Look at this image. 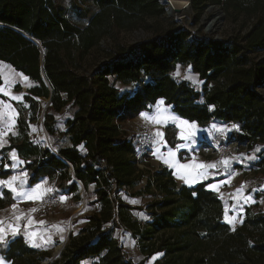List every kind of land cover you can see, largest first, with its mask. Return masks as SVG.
<instances>
[{"label":"trees","instance_id":"1","mask_svg":"<svg viewBox=\"0 0 264 264\" xmlns=\"http://www.w3.org/2000/svg\"><path fill=\"white\" fill-rule=\"evenodd\" d=\"M191 5L197 21L209 6L222 8L227 38L166 23L160 0H92L85 24L74 22L61 0H0V61L32 83L22 101H13L17 135L0 155L15 150L30 186L51 183L50 199L69 196L76 208L85 199L92 208L72 219L80 227L48 264H145L154 256L156 264H264V212L247 209L232 229L209 181L188 186L169 167L151 166L150 151L138 156L145 136L127 128L163 100L201 127L233 124L224 143L247 145L264 174V0ZM132 31L148 36L123 41ZM177 65L198 74L201 85L175 78ZM38 116L47 140L29 134ZM177 133L174 124L166 128L172 148ZM124 193L152 200L132 205ZM15 203L9 188L0 190V210ZM127 231L140 237L138 260L124 247ZM51 255L23 233L0 240L8 264H44Z\"/></svg>","mask_w":264,"mask_h":264},{"label":"rangeland","instance_id":"2","mask_svg":"<svg viewBox=\"0 0 264 264\" xmlns=\"http://www.w3.org/2000/svg\"><path fill=\"white\" fill-rule=\"evenodd\" d=\"M61 3L67 8V14L74 22L78 24H85L87 22L84 8L86 9L91 8L92 0H61ZM211 17L215 18L213 13H208L205 10L202 13L200 19L197 21L196 13L193 7H192V13L188 15V18L179 17L177 15L169 16L167 15V13L164 14L166 23H169L172 20H176L178 23L185 24L190 29L196 32L200 31L201 33H207L205 31L204 19L206 18L208 19ZM215 25H216V32L212 33V35L214 37L219 36L222 39L227 38V36L231 32V29L227 24L226 19L225 18H223V20L218 19ZM146 36H148V33L142 31H132L121 34L123 41L131 42V43L137 42L145 38ZM106 45H107V41H103L102 46H106ZM0 71L6 80L5 91H8L12 95H15L19 98L21 97V93L23 91L26 93L27 89L32 84L29 78H27L24 74L18 72L17 70L12 68L9 64H5L1 61H0ZM177 72H179V75H176ZM173 75L177 79L189 80L196 87H199L201 85L198 74L192 72L186 66L177 65ZM262 91L264 92V89ZM6 98H7L6 103L9 105V103L11 102L10 96ZM24 105L28 107V104L26 102H24ZM175 121H172V123H175L174 124L175 126L178 125L177 127L181 128L180 125L181 119L177 118L175 119ZM9 122L11 121H8V123ZM216 123H218L219 125L210 123L208 128L204 130V131H208L206 132L208 135L207 136L205 135L204 138L206 139L208 137V139H210V136H212L215 140L219 141L220 143H224L228 139L233 128L231 127V125L224 126V123H219V122ZM147 126H151V125L137 127V130L145 129ZM0 127H4L8 129L9 125L0 126ZM29 134L36 135L35 136L36 139L39 138L45 140V134H44L43 126L41 124L40 116H38L35 121L30 123ZM178 134L179 133H177V138H178ZM156 138L157 136L155 134L154 140H156ZM178 140H179L178 147H181V144L185 142V140L182 138L181 139L178 138ZM205 141L201 145L198 144L196 141L195 145H197V147L198 146L200 147L201 152L206 153L205 155L207 158H211V157L220 158L221 156L231 155L232 153H235L237 156L241 155L245 158L246 155H242V154L251 151V149L247 145L237 144V146H235L231 152H227L226 154L219 156L208 150L209 145ZM190 142L192 141L190 140L188 143ZM230 142H233V140H231ZM2 147L3 146L0 145V148ZM9 159H10V166H13L11 169H8L4 163L0 162V179L2 178L0 181L11 180V177L13 176L9 177L10 174L7 177H4L2 175L5 171L10 170L11 172H14L16 174L15 177H17L15 181H11L12 187L17 186L19 189H22L18 193L27 192L30 191L31 189H35L37 185H42V187L37 190V194L41 195L42 198L39 200H33L30 199L29 197L18 195L19 200L15 205V208L13 207L12 209H9L6 207L4 210H0V222H2L0 223V228L3 229V231L0 232V236L5 238L7 235L10 234L13 235L22 232L25 235V237L29 238L27 239V241L28 242L30 241L29 243L31 245L40 247L42 249H47L52 254L55 251V249L60 245V243H62L68 238L72 229L76 231L77 227H80L79 225L73 224L72 219L75 216L86 217L87 214L90 213L92 208L85 206L83 207V205H80L79 207L76 208V204L70 200L69 196L66 195H60L56 203L51 207L46 205L45 201L50 199V195H51L50 193L53 189L51 183L45 181L37 184L36 186L34 185L29 186L28 182H25L23 180L24 176H22L21 174L22 167L19 168L17 165H12L14 163H12L13 160L11 155ZM250 179L251 182H249L247 186L250 190L252 189L253 191H255L254 195L256 197H259V199L256 198L257 201L256 204H258L257 206L258 208L254 212H259V211L264 212V175L262 174L257 176L256 174H254V176H252ZM1 187L9 188L7 186H0V190ZM143 196L146 198H151L150 196H145V195ZM256 204L252 202L251 205L249 206V209L253 208ZM31 209H36V211L33 212L31 211ZM40 221H43L44 223H39ZM86 221L87 220H82L80 225L86 223ZM92 263L93 261L91 259L82 262V264H92ZM0 264H8V263L0 258ZM146 264H156V260L152 258V261Z\"/></svg>","mask_w":264,"mask_h":264},{"label":"crops","instance_id":"3","mask_svg":"<svg viewBox=\"0 0 264 264\" xmlns=\"http://www.w3.org/2000/svg\"><path fill=\"white\" fill-rule=\"evenodd\" d=\"M5 63V62H3ZM7 64V63H5ZM12 67V66H11ZM13 68V67H12ZM2 76L3 84L0 87L6 88V80L3 74L0 71ZM199 77V76H198ZM200 83H202L200 81ZM4 95L3 93H0ZM25 92L21 93L20 99H11L10 98V107L5 108L6 100L0 98V126L9 125L8 129L4 127H0V130L3 129L5 133L2 137H0V145L5 147L10 143V137L17 135V128H16V119L18 116H15L16 113L19 114L17 108L14 106L13 101L20 102L23 100ZM8 97V95H4ZM163 100H159L152 108L150 112H145L142 114H147L148 118H145L140 114L137 118L127 123V127L136 132L137 127H143L145 125H155L157 128L156 133L159 131L163 133L162 137H158L155 140L153 148L150 151L151 158L149 163L153 167H159L160 165H165L173 170V174L178 182L186 184L188 186H194L198 183L209 181L207 187L212 191L216 192L223 201L224 204V220L231 226L232 229H236L245 219L247 209L253 202L254 204L257 203L256 197L252 189L250 190L247 186L249 182H251V177L254 174L262 175L263 173L259 171V169L255 166L256 161L258 158L256 157L255 153L251 150L246 152V157L239 155L237 156L235 153L231 155L221 156L220 158H207L206 153L201 152L200 147L195 145L196 141L198 144H202L205 140L207 144H219L220 142L215 140L212 136L210 139L208 137L205 139V135L208 134L204 131L208 128L201 127L195 121H188L176 115L173 112L172 106L166 105L163 101V104L159 102ZM14 110V111H13ZM12 117H15L14 124ZM171 117H177L181 119L180 127L178 128V138L184 139L185 142L181 144V147H178L177 144L174 148L170 147L165 139L166 135V128L171 125L175 124V119ZM156 120H162V123H157ZM8 121H11L8 123ZM175 121V123H172ZM187 121V124L183 122ZM217 122V121H216ZM216 122H211V124H217ZM221 123V122H219ZM178 124V123H177ZM231 125L234 128L233 124H225L224 126ZM214 139V140H213ZM192 141L188 143L189 141ZM196 140V141H195ZM195 141V143H194ZM181 142V141H180ZM194 144V145H193ZM2 147V148H3ZM0 148V149H2ZM15 152L16 158L14 159L12 153ZM171 153V155H170ZM14 164L17 165L19 168L22 167L23 162L19 158L17 152L15 150L7 151L6 158H3L0 155V162H4L8 169H11L13 166H10V155ZM215 165V167H198V165ZM184 165H189V167H185ZM26 171L22 169V176H24L23 180L28 182V177L25 175ZM254 173V174H253ZM14 172H11L10 176H15ZM264 175V174H263ZM2 179V178H1ZM0 179V180H1ZM45 181H40L35 183L36 186L39 183ZM210 185L212 187H210ZM30 186V185H29ZM33 186V185H31ZM16 189V192H13L17 204L19 198L17 193L20 192L22 189H19L17 186H13ZM4 187H1L3 189ZM37 193H31L30 195H34ZM159 197V196H158ZM157 197V198H158ZM123 199L126 200L128 203L132 205H143L144 207L152 198H146L143 195L140 196H128L127 194H123ZM144 201V202H143ZM258 204H256L253 208H250L253 212L258 208ZM7 208L12 209V206H8ZM5 209V208H4ZM2 209V210H4ZM141 217L144 218L143 213ZM22 233V232H19ZM18 234V233H17ZM12 235V234H10ZM14 235V234H13ZM8 236V235H7ZM6 236V237H7ZM25 236V235H24ZM26 240L29 239L25 237ZM4 239V238H3ZM30 242V241H29ZM134 256L135 260H138V248L131 253ZM154 260L158 258V256L152 257ZM150 258L146 263H150L152 261ZM84 262V261H83ZM145 263V264H146Z\"/></svg>","mask_w":264,"mask_h":264},{"label":"built area","instance_id":"4","mask_svg":"<svg viewBox=\"0 0 264 264\" xmlns=\"http://www.w3.org/2000/svg\"><path fill=\"white\" fill-rule=\"evenodd\" d=\"M156 130L157 128H155V126L151 125V126H147L145 129H140L137 130L136 132L142 134L145 136V141H144V145L142 147L141 152L139 153L138 156H140V154L142 152H146V151H151V149L153 148V145L155 143V134H156ZM0 131L3 132V129H1ZM237 142H229V143H219V144H213L210 143L208 144V150L211 151L214 154L217 155H224L227 152H231L235 146H237ZM58 200V197L55 198H51L47 201H45V204L48 206H52L56 203V201ZM117 210V209H116ZM151 220V219H149ZM145 222L143 221L142 224H144ZM118 231H116L115 236H117ZM127 236L125 242H124V247L127 251H129L130 253L134 252L140 245V237L139 236H133L131 231H127L126 234Z\"/></svg>","mask_w":264,"mask_h":264},{"label":"snow or ice","instance_id":"5","mask_svg":"<svg viewBox=\"0 0 264 264\" xmlns=\"http://www.w3.org/2000/svg\"><path fill=\"white\" fill-rule=\"evenodd\" d=\"M176 75H179V72H177ZM0 93H3L4 95L10 96L11 99H20L19 97L15 96V95H12L10 92L5 91V89L3 87H0ZM159 103L163 104V101H160ZM8 107H10V105H5V108H8ZM18 115H19L18 113L15 114V116H18ZM142 116H144L145 118H148L147 114H142ZM171 118L172 119H177L175 117H171ZM12 119H13V124H14L15 117H12ZM156 122L157 123H162L163 121L162 120H156ZM183 123L187 124L188 122L184 121ZM4 134H5L4 132L0 131V137H2ZM156 135L158 137H162L163 133L158 131L156 133ZM170 155H171V153H170ZM12 156H13L14 159L16 158L15 152L12 153ZM184 166L185 167H189V165H184ZM198 167H201V168H203V167H215V165H204V164H201V165H198ZM25 175H26V173H25ZM16 179H17V177L13 176V177H11L10 181H0V186H7V187H9V189L11 191L16 192V189L14 187H12V184H11V181H15ZM41 187H42V185H37L35 189H31L30 191H27V192L17 193V195L26 196V197H29L30 199H33V200H39V199L42 198L41 195H39V194L30 195V192L31 193H37V190L40 189ZM210 187H212V186L210 185ZM62 199H65V198H62ZM13 207L15 208V205H13ZM31 211L35 212L36 209H31ZM0 223H2V222H0ZM30 223H31V221H30ZM39 223H44V222L40 221ZM2 231H3V229L0 228V232H2ZM2 239H3V237L0 236V240H2Z\"/></svg>","mask_w":264,"mask_h":264},{"label":"bare ground","instance_id":"6","mask_svg":"<svg viewBox=\"0 0 264 264\" xmlns=\"http://www.w3.org/2000/svg\"><path fill=\"white\" fill-rule=\"evenodd\" d=\"M166 6L173 7L174 10L171 11L169 16H179V17H186L192 13V7L190 5L189 0H165ZM208 13H213L215 18H206L204 19L205 23H210L209 28L212 30L213 33L216 32V25L218 19L223 20L222 15L217 11L215 8L207 9ZM58 247L55 249V251Z\"/></svg>","mask_w":264,"mask_h":264},{"label":"water","instance_id":"7","mask_svg":"<svg viewBox=\"0 0 264 264\" xmlns=\"http://www.w3.org/2000/svg\"><path fill=\"white\" fill-rule=\"evenodd\" d=\"M161 4L165 5L166 6V2L165 0H160ZM190 2V5H191V0H189ZM192 7V5H191ZM212 8H215L217 11H219V13L222 15V18H225L226 14L224 12V10L222 8H220L219 6H215V5H211L208 7V9H212ZM174 10L173 7L171 6H166V13L167 15H170L171 11ZM205 31L209 34L212 35V30L209 28L208 25H210V23H205ZM215 39H221L219 36H215L214 37ZM43 121V120H42ZM43 130H44V134H45V140H47V134L45 132V129L43 127ZM55 153H57L55 150H53ZM80 186H81V190H82V193L84 194V189H83V186L82 184L79 182ZM83 207L85 206V199L83 200V203H82ZM69 237V236H68ZM68 238L63 241L62 243H60V245L58 246V249L56 251H54L51 255V258L46 261L44 264H48L51 260H53L54 258H56L57 256H59L60 252L62 251L63 247L65 246L66 242H67Z\"/></svg>","mask_w":264,"mask_h":264}]
</instances>
